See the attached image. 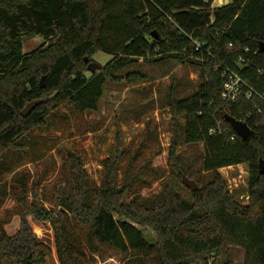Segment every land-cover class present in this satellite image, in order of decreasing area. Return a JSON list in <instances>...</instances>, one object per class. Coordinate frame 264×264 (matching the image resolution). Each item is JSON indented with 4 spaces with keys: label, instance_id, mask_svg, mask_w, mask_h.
<instances>
[{
    "label": "trees",
    "instance_id": "trees-1",
    "mask_svg": "<svg viewBox=\"0 0 264 264\" xmlns=\"http://www.w3.org/2000/svg\"><path fill=\"white\" fill-rule=\"evenodd\" d=\"M212 2L0 0V161L6 150L22 148L19 139L45 125V117L58 105L69 102L80 112L95 111L107 83L139 76L127 72L133 61L172 58L188 61L200 72L193 93L170 97L174 119L184 120L174 123L173 174L179 178L184 171L175 150L181 142L202 144L201 168L212 174L189 198L168 185L144 198L139 192L149 185V175L141 174L144 167L134 173L132 160L123 169L118 155L105 160L98 184L74 160L71 176L53 190L49 208L35 186L30 192L20 176L15 193L21 206L19 225L13 234L0 226L1 264L7 258L8 264L44 263L49 247L34 234L29 215L50 224L59 264H82L72 252L66 216L87 228L91 252L100 244L121 252L154 251L156 264H208L211 258L213 264H227L218 257L238 247L244 252L243 264H264V173L259 171L260 160L264 165V102L257 95L264 91V0H229L218 7ZM33 36L42 37L43 43L24 52L25 39ZM97 52L111 59L91 73L84 57L92 61ZM225 69L236 71L257 94L226 103L221 97ZM34 100L39 103L22 116L21 109ZM226 115L244 121L252 136H238ZM241 163L249 171L246 205L226 191L218 172ZM139 226L154 232V244Z\"/></svg>",
    "mask_w": 264,
    "mask_h": 264
},
{
    "label": "rangeland",
    "instance_id": "rangeland-1",
    "mask_svg": "<svg viewBox=\"0 0 264 264\" xmlns=\"http://www.w3.org/2000/svg\"><path fill=\"white\" fill-rule=\"evenodd\" d=\"M228 2L214 0L213 6ZM42 43L43 38L40 36L27 38L23 43V51L29 52ZM110 59L111 56L104 52H97L92 58L101 66ZM127 72H137L139 76H135L132 81L122 77L118 83H107L97 110L80 112L71 103L64 102L45 117V125L32 128L19 139L22 148L8 149L2 154L0 190H4L5 194L0 192V226L5 232L13 234L19 225L21 206L15 194L19 192L20 186L17 179L24 176L28 190L35 186L44 206L49 208L53 190L71 176L74 160L81 164L89 180L97 184L101 180L105 160H115L118 155L120 169L132 160L134 173L144 167L141 174L149 175V185L142 187L139 192L144 198L156 196L165 185L189 198L190 191L181 183L182 173L193 180L197 187L212 178L211 173L201 168V143L181 142L175 148L184 169L179 178L173 174L170 164L174 123H184L181 117L174 119L169 106L170 97L174 94L183 98L193 93L200 82L199 69L188 61L180 62L172 58L157 62L137 59ZM121 152L123 154L119 155ZM218 172L225 181L226 191L237 202L246 205L249 200L248 164L223 167ZM118 177H122L120 170ZM28 199H32L29 193ZM27 220L36 237L49 247L42 264H59L50 224L37 222L31 215ZM64 223L72 252L82 264L157 263L154 251L121 252L108 245L97 244L96 251L91 252L85 239L87 228L77 225L70 216L65 217ZM140 229L147 241L154 244V232L148 227ZM8 260L4 262L8 264ZM218 260L219 263L227 261V264H243L244 252L234 247L226 257L219 256Z\"/></svg>",
    "mask_w": 264,
    "mask_h": 264
},
{
    "label": "water",
    "instance_id": "water-1",
    "mask_svg": "<svg viewBox=\"0 0 264 264\" xmlns=\"http://www.w3.org/2000/svg\"><path fill=\"white\" fill-rule=\"evenodd\" d=\"M154 36H156L154 34V32L152 33ZM264 49V46L261 47V50ZM84 61L87 63L86 65V69L91 72L94 73L98 70H100L101 65L98 64L95 61H88V57H84ZM43 78L44 76L41 77L40 80V87L44 86L43 83ZM39 103L38 100H34L31 102H28L20 111V114L22 116H26L28 115V113ZM225 119L229 122L231 128L233 129V131L240 136L242 139H247L250 136H252L253 134V130L244 122L241 120H236L235 118L226 115ZM259 171L260 173H264V165L262 160L259 161ZM181 182L182 184L189 190V191H194L197 189V186L195 184V182L193 180H190L189 178H187L184 174L181 175Z\"/></svg>",
    "mask_w": 264,
    "mask_h": 264
},
{
    "label": "built area",
    "instance_id": "built-area-1",
    "mask_svg": "<svg viewBox=\"0 0 264 264\" xmlns=\"http://www.w3.org/2000/svg\"><path fill=\"white\" fill-rule=\"evenodd\" d=\"M239 61L243 62L244 59L240 58ZM222 75L224 81L222 85L221 97L226 103L235 102L239 96H244L246 99L251 100L253 95L257 94L244 82L236 71L225 69ZM257 95L264 102V91ZM210 132L212 133L213 131L211 130ZM232 138L233 137H231V139ZM208 264H213L212 258L208 261Z\"/></svg>",
    "mask_w": 264,
    "mask_h": 264
},
{
    "label": "crops",
    "instance_id": "crops-1",
    "mask_svg": "<svg viewBox=\"0 0 264 264\" xmlns=\"http://www.w3.org/2000/svg\"><path fill=\"white\" fill-rule=\"evenodd\" d=\"M213 3H214V0H213V2H212V6L214 5Z\"/></svg>",
    "mask_w": 264,
    "mask_h": 264
}]
</instances>
